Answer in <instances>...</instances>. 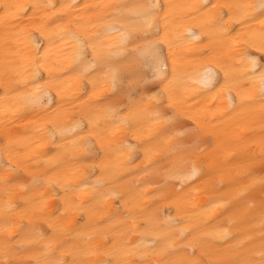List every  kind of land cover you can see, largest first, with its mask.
<instances>
[{"label":"bare ground","instance_id":"obj_1","mask_svg":"<svg viewBox=\"0 0 264 264\" xmlns=\"http://www.w3.org/2000/svg\"><path fill=\"white\" fill-rule=\"evenodd\" d=\"M0 264H264V0H0Z\"/></svg>","mask_w":264,"mask_h":264}]
</instances>
